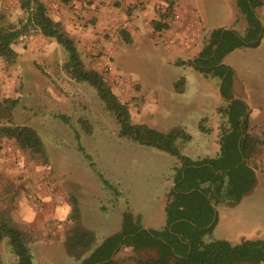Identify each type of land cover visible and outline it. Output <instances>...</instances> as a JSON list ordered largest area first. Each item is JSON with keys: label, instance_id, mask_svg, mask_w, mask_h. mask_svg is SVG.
Masks as SVG:
<instances>
[{"label": "rangeland", "instance_id": "obj_1", "mask_svg": "<svg viewBox=\"0 0 264 264\" xmlns=\"http://www.w3.org/2000/svg\"><path fill=\"white\" fill-rule=\"evenodd\" d=\"M195 2L206 25L229 21L243 35L240 26L246 18L237 0ZM254 10L263 28L258 45L235 47L228 53L227 62L231 83L236 81V98L246 105L248 130L252 132V121H258L253 128L261 136L264 132V0ZM78 51L83 66L102 74L117 98L127 102L131 123L161 132L181 126L190 138L179 137L174 146L192 159L214 157L218 153L219 139L227 126L219 111L226 107L227 101L220 98L218 76L198 72L191 64L168 61L163 46L151 39L122 43L112 59L103 54L100 70ZM25 56L22 64L19 62L24 66L25 79L22 85H16L12 96L19 98L13 109V122L29 125L39 134L47 162L32 159L22 150L21 156L27 166L43 170L53 184L51 192L59 205L58 216L50 219L40 232L32 233L26 228L33 239L37 236L28 243L32 263L79 264L67 252L63 239L71 226L73 207L79 213L78 224L94 232V247L121 230L125 210L133 216L139 215L143 227L162 230L166 223L165 204L173 189L175 169L180 166L178 156L121 134L119 123L105 108L95 88L65 71L67 53L60 44L51 39L44 50L33 51L28 60L23 59ZM108 62L114 67L111 72L117 71L123 85L136 96L137 104L116 93L111 81L113 74L106 70ZM181 77L184 90L177 91L175 83ZM6 146L18 148L12 139H6ZM3 207L0 205V210ZM214 210L215 223L202 236L205 242L264 241V174L255 172L254 186L238 202L220 201ZM156 257L154 249L122 247L115 255V264H137V259L149 262ZM14 258L12 246L4 237L0 241V263L13 264Z\"/></svg>", "mask_w": 264, "mask_h": 264}, {"label": "trees", "instance_id": "obj_2", "mask_svg": "<svg viewBox=\"0 0 264 264\" xmlns=\"http://www.w3.org/2000/svg\"><path fill=\"white\" fill-rule=\"evenodd\" d=\"M259 3L261 0H237L238 8L247 21L245 33L240 35L233 29H212L199 59L193 61L201 72H211L222 78L220 93L228 101L226 107L219 108L227 121L219 139V151L214 157L199 159L182 154L174 146L177 138H190L181 126L161 132L144 124L131 123L127 102L117 98L102 74L83 66L74 40L60 22L47 14L40 1L25 0L29 15L18 27L2 24L0 14V56L12 60L15 56L12 44L29 26L38 27L42 35L54 38L65 49V71L74 79L87 81L95 88L105 108L119 123L121 134L175 154L180 159V166L175 169L173 189L165 204L166 223L160 231L143 228L140 216H133L125 210L121 230L105 237L94 247V232L81 227L77 221L78 211L75 207L71 209V226L63 239L67 252L79 264H115V255L122 247L156 251V258L148 263L137 259V264H264V241L243 239L232 244L224 239L208 242L202 239L215 223L212 219L217 202L236 203L255 184L254 157L262 139L248 130L246 105L230 92L231 69L221 61L235 47L258 45V35L263 28L254 8ZM183 80L181 77L175 83L177 90L182 88ZM18 102V97L0 98V140L13 139L30 158L45 164L47 156L37 131L29 125L13 122V109ZM4 237L8 238L17 256L13 264H33L28 247L33 240L32 234L14 221L8 212L0 210V241Z\"/></svg>", "mask_w": 264, "mask_h": 264}, {"label": "crops", "instance_id": "obj_3", "mask_svg": "<svg viewBox=\"0 0 264 264\" xmlns=\"http://www.w3.org/2000/svg\"><path fill=\"white\" fill-rule=\"evenodd\" d=\"M37 1L45 6L47 14L53 20L63 25L74 40L77 49L92 60V65L97 70L102 67L103 54H107L112 59L122 43H131L135 39L142 41L151 39L163 46L169 56L168 61L181 65L191 64L195 70L201 72L193 61L199 59L200 52L207 44L210 31L216 28L235 30L234 24L229 21L214 26L206 25L198 12L195 0H175L179 17L166 29L162 27L161 19L164 3L167 0ZM24 2L25 0H0L1 23L17 27L22 25L29 15V9L24 6ZM242 15L244 16L243 13ZM246 28L245 19L240 31L244 34ZM51 39L55 41L52 37L42 35L38 27L29 26L12 44L15 52L12 61L0 56V98L12 97L14 88L22 85L26 73L24 66H20L22 57L26 55L23 59L28 60V56L33 51L44 50ZM227 56L228 53L221 63L229 66ZM111 73L115 74L117 71ZM220 80L222 78L218 81V92ZM235 82L231 83L230 88L234 97H236ZM183 90L182 85L177 91ZM219 95L224 99L220 92ZM123 96L127 101L137 104L136 96L126 87ZM257 122L252 121L250 127L254 133H257L253 128ZM260 138L262 143L256 151L254 164L256 171L264 174V132ZM6 139L0 140V205H4L3 210L30 232H40L50 219L56 218L59 214L58 199L51 192L53 184L43 174V170L37 166L24 164L21 149L7 147ZM35 237L37 238L34 235L33 240L36 239ZM16 260L15 254L14 262Z\"/></svg>", "mask_w": 264, "mask_h": 264}, {"label": "built area", "instance_id": "obj_4", "mask_svg": "<svg viewBox=\"0 0 264 264\" xmlns=\"http://www.w3.org/2000/svg\"><path fill=\"white\" fill-rule=\"evenodd\" d=\"M179 17V12L177 10V1L167 0L164 3V11L161 19L162 27L164 29L171 26V24ZM114 69L111 63H106V70L111 72ZM112 85L117 94L122 95L125 92V86L122 83L121 76L118 73L112 75Z\"/></svg>", "mask_w": 264, "mask_h": 264}, {"label": "water", "instance_id": "obj_5", "mask_svg": "<svg viewBox=\"0 0 264 264\" xmlns=\"http://www.w3.org/2000/svg\"><path fill=\"white\" fill-rule=\"evenodd\" d=\"M221 81H222V80H220V83H219V92H220ZM220 94H221V93H220ZM213 220H214V217H213L212 221H213ZM212 221H211L207 226H209V225L212 223ZM143 228H146V227H143Z\"/></svg>", "mask_w": 264, "mask_h": 264}]
</instances>
